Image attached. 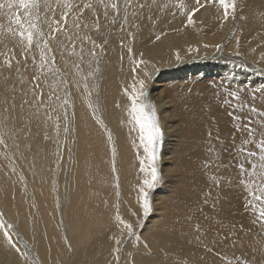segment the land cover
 <instances>
[{
	"label": "bare ground",
	"instance_id": "6f19581e",
	"mask_svg": "<svg viewBox=\"0 0 264 264\" xmlns=\"http://www.w3.org/2000/svg\"><path fill=\"white\" fill-rule=\"evenodd\" d=\"M87 2L39 0V19H28L45 35L39 46L34 38L27 52L7 32L18 27L6 21L8 10L0 11V53H15L10 69L0 55V111L7 114L0 141L7 134L16 146L0 151V264H117L115 239L123 243L129 236L117 216L136 233L145 226L137 252L130 246L124 251L129 261L119 264H242L239 256L243 264H264V238H250L257 231L264 236L261 202L253 199L261 180L251 168L259 163L256 146L264 139V72L256 75L240 64L264 69V0H236L235 18L227 21L217 7H205L192 24L187 9L176 7L179 0H104L116 3L118 12L99 0L84 9ZM65 4L73 11L61 22L64 30L50 33L45 21L59 19ZM18 11L23 18L25 10ZM95 52L98 64L89 62ZM41 53L48 58L42 68ZM170 65L177 69L158 68ZM141 79L147 97L157 102V156L166 184L158 191L168 194L156 199L153 188L147 190V215L140 189L150 169L145 160L141 171L145 153L126 95ZM69 104L73 114L65 111ZM40 106L46 118L31 110ZM248 151L256 156L248 157ZM23 161L25 170L7 167ZM244 192L247 212L240 209ZM230 193L237 196L235 211L229 209ZM156 201L164 207L156 208Z\"/></svg>",
	"mask_w": 264,
	"mask_h": 264
},
{
	"label": "snow or ice",
	"instance_id": "6c2138e0",
	"mask_svg": "<svg viewBox=\"0 0 264 264\" xmlns=\"http://www.w3.org/2000/svg\"><path fill=\"white\" fill-rule=\"evenodd\" d=\"M100 4H103L104 8L107 9L109 7L117 10L118 12V5L116 3H112L111 5L104 2V0H99ZM127 3V0H126ZM44 7L50 8V5L45 3ZM64 7L67 9L62 16L59 19H53L51 22L45 21L47 23V26L50 30V33H57L60 31H63L60 27L61 22L67 23V17L70 12L73 11V6L71 4H65ZM76 11L78 15L82 16L83 13L80 11V6L77 5ZM179 9H187L186 17L187 22L189 24L194 23L192 17L193 15L200 11L202 8L205 7H217V11H222L223 21H227L229 17L231 16L233 19L235 18L236 11H237V3L236 0H195V4L192 7H189L188 4H186L185 0H179L178 4L176 5ZM41 8V5L39 3V0H4V2H0V11H3L4 9H7V18L11 23H14L18 27L14 30L11 26L8 27L7 32L11 34V37L13 39H16V37H19L18 43L22 45V51L27 52L32 48L34 38L35 43L37 46L40 44V38L44 37V33L38 29L37 24L33 23L31 19H28V17L32 16L36 19H39V10ZM84 9H92L93 4L91 3V0L89 2L83 4ZM13 9H17V11H13ZM19 9H24V16L21 17L19 13ZM55 13L53 12V16ZM24 23L28 24V27H24ZM55 26V27H54ZM2 27V25H0ZM75 27L79 28L80 25L77 23ZM99 30V25L97 24V31ZM52 39H55V35L51 36ZM156 39H160L159 36L156 37ZM26 42V43H25ZM95 43V42H94ZM107 43V41H105ZM96 47H100V45H95ZM7 47V45H5ZM44 47L49 48L47 40L44 42ZM50 50V49H49ZM128 52L131 54L132 49L129 48ZM10 53V55H9ZM94 54V53H93ZM0 55H5L6 58L2 61L3 65L7 68L12 67V60L15 59V53L12 49H9L8 53H0ZM27 59V57H25ZM48 59L44 56L43 53H41V65L42 68L44 66L45 60ZM54 61V57L52 58ZM19 63V61H17ZM134 63H136L134 61ZM133 72H135V68L132 69ZM147 75V73H145ZM139 84V88H135L133 86V93L128 94L126 92V95H128V99L131 101L130 109H129V117L134 122V126H138L139 129V139L141 142V145L143 146V151L145 153V159L141 160V171H145V160H147L148 165L147 167L150 169L148 171V177L143 180V186L140 189L141 196H142V204L141 207L143 209V212L145 215L148 214L150 211V204H149V198H148V191L152 188H154L157 183L160 180V175L156 166L157 161V144L162 139V131L159 127V123L156 117V110L155 106L148 101L147 99V91L145 90V81L143 79L139 80L137 82ZM232 95H235L234 93ZM252 111H257L255 108L252 109ZM261 116H264V112L260 113ZM67 131V130H66ZM248 135H253V129L248 128ZM109 139H111V136L109 135ZM247 143V141H246ZM259 149V163H251V168L253 170V174H258L260 176L261 183L258 185V192L259 195H256L253 193V199L256 201L261 202V207L259 209V222L261 224V227L264 228V139H261L259 144L256 146ZM248 157H254L256 156V152L254 151H248L247 153ZM257 168L259 169V173L256 172ZM115 170V169H113ZM241 174L244 173V165H240ZM243 183V181L241 182ZM247 208V205H245ZM116 220L119 224H122L124 226V229L127 230V233L129 236L134 234L133 226L129 223L124 222L119 216L116 217ZM254 222H256L254 220ZM3 225L0 224V228H2ZM9 227H11L9 225ZM5 238L8 240L9 244L13 248H16L15 244H12L11 237L9 236V233L7 231L4 232ZM115 243L117 245V248L115 249V252H119V245L121 244L120 239H115ZM19 251V249H16ZM117 264H119V256H117ZM230 264V262H229ZM246 264V262H244Z\"/></svg>",
	"mask_w": 264,
	"mask_h": 264
},
{
	"label": "rangeland",
	"instance_id": "374dc122",
	"mask_svg": "<svg viewBox=\"0 0 264 264\" xmlns=\"http://www.w3.org/2000/svg\"><path fill=\"white\" fill-rule=\"evenodd\" d=\"M206 12L205 11H202V10H200V11H198L197 12V14L199 15L200 14V16H203V14H205ZM193 17H195V16H193ZM5 19H7L6 21H8L9 22V20H8V18H7V16H5ZM199 30L202 32V27L200 26L199 27ZM198 49V45H195L194 47H193V50L195 51V50H197ZM101 50L102 49H100V52H101ZM95 55H93V56H89L88 58H89V62H96L97 64L99 63V54H97L96 52L94 53ZM95 60H94V59ZM227 59V58H226ZM1 61V60H0ZM185 62V60H180L179 61V63H178V65H180L181 63H184ZM190 62H192V61H190ZM238 62H240V61H238ZM240 64H242L243 66L242 67H244V70H246V71H248V72H253L254 74H256V75H260V72H264V69H261L260 67H255V65H253V64H249V63H244V62H240ZM227 66V65H226ZM251 66V67H250ZM172 65H170V67H158V68H161L160 69V71L161 72H167V71H171V70H173V69H177V66H175V67H172ZM252 67H254V69L252 68ZM256 70V71H255ZM88 74H90V75H94V79L95 78H97V75L95 74V72L97 71V70H95V69H91V68H89L88 69ZM262 72V73H263ZM92 73V74H91ZM87 74V75H88ZM86 75V76H87ZM263 76V75H262ZM261 76V77H262ZM15 77H12V78H9V80H11V79H14ZM26 79V78H25ZM15 81V80H14ZM25 84L24 85H27L28 84V82H24ZM209 83V82H208ZM13 85L15 86L16 85V82H14L13 83ZM26 93H23V95H25ZM94 94H95V96L97 97V94H98V92H94ZM147 99H148V101H150L154 106H155V110H156V117H157V120H158V122H159V120H160V116H159V114H158V108H157V102L155 101V99L151 96V97H147ZM32 110V112H34V113H36L38 116H40L41 118H46V116H45V113H44V110H42V107L40 106V107H36V108H32L31 109ZM68 111V114H73L72 113V105L71 104H69L67 107H66V109H65V111ZM4 112V111H3ZM24 112H27V113H31V111H30V109L29 108H27V109H24ZM7 114L5 113V116H6ZM4 116V117H5ZM4 117H3V115H2V112L0 111V121H6L5 119H4ZM67 118H69L70 119V115H68L67 116ZM99 119H96V120H93V121H98ZM51 121H57L56 119H53V120H51ZM177 124H178V122H177ZM176 124V125H177ZM159 127H160V124H159ZM161 128V127H160ZM162 131V130H161ZM2 140H3V142H1L0 141V151H3V150H5L7 147H9V148H11V149H14L15 151H16V146L14 145V141H13V139L10 137V135H5V134H2ZM0 137H1V134H0ZM20 148L21 149H24L25 148V146H26V143L25 142H20ZM241 146H244V145H241ZM111 148H112V146H111ZM244 148L246 149V147L244 146ZM245 149L242 151L243 153H244V151H245ZM38 155H39V157H40V151L38 150ZM34 156H36V157H38L37 155H34ZM44 159V158H43ZM72 159H70V161H71ZM69 161V162H70ZM162 162V158L160 157V158H157V161H156V165H158V167H157V169H158V172H159V175L160 174H162V169H163V162ZM23 163H27L26 161H23V162H21L20 164H19V166H14V165H12V163H10V164H8L7 165V167L11 170V169H13V168H21V169H23V170H25V169H27V167H28V165H24ZM28 164V163H27ZM160 164V165H159ZM191 168L190 167H185V170L187 171V172H190L191 170H190ZM20 173H23V172H20ZM174 174L175 175H178V172L177 171H175L174 170ZM21 177H22V175H19V182H18V185H19V183H21ZM160 179H161V177H160ZM165 185L166 184H163L162 183V181L161 180H159V182L157 183V185L152 189V191H151V194L153 195V194H155V197H156V199L157 198H159V197H161V196H163V197H166V196H168V194L167 193H163V191H158L160 188L161 189H163L164 187H165ZM165 191H168L167 190V188L165 189ZM231 194V197H230V199H229V201L231 202V203H233V205L234 206H229V209L231 210V211H235V209H236V207H235V205H238V204H236V198H237V196L236 195H234V194H232V193H230ZM244 195H243V200H242V203H241V210H243V211H245L246 210V212H247V208L245 207V205H247L248 206V204H249V202H248V200L247 199H245V198H247L246 196H245V194H246V192H244L243 193ZM235 198V199H234ZM244 202V203H243ZM246 203V204H245ZM156 208H160V207H164V206H162L158 201H156ZM139 220H141V219H139ZM136 221L135 223H139L140 221ZM145 227V226H144ZM144 227L142 228V230L141 231H138L137 233L134 231V234L133 235H131V236H127L128 235V233H127V230H126V233H125V236H127V237H129V238H125V240L123 241V243H121V248H120V250H119V262H121V263H125V262H127V261H129L128 259V253H125L124 251L128 248V249H130V246H132L131 247V249H133L135 252H137L136 251V249H137V244L142 240V236H143V230H144ZM262 234H263V232H262ZM124 236V237H125ZM123 237V238H124ZM264 238V236L263 235H261V233H259V231H257V232H254L253 234H251L250 235V238H253V240L254 239H258V238ZM261 239V240H262ZM236 245H235V251L236 252H238V253H242L241 251H242V246H241V244H237V243H235ZM218 245L221 247V248H223V249H228L226 246H224L222 243H221V241L218 243ZM200 249H206V247H205V245H203V244H200ZM218 251H221V250H219V249H217ZM230 250H231V248H230ZM244 254V253H243ZM239 259V262H241L242 264H243V261H241V260H244V257L243 256H239L238 257ZM247 263H249V262H247ZM42 264H45V263H43L42 262Z\"/></svg>",
	"mask_w": 264,
	"mask_h": 264
}]
</instances>
